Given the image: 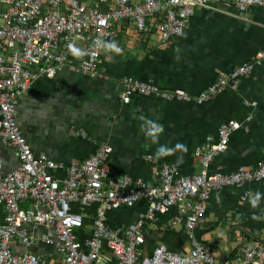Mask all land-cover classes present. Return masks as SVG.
Wrapping results in <instances>:
<instances>
[{
  "label": "built area",
  "instance_id": "1",
  "mask_svg": "<svg viewBox=\"0 0 264 264\" xmlns=\"http://www.w3.org/2000/svg\"><path fill=\"white\" fill-rule=\"evenodd\" d=\"M230 3L240 11L264 9V0H0V144L16 151L18 165L2 173L0 204L5 215L0 225V264H218L213 252L195 239L192 230L204 215L209 198L229 187L264 183V162L255 168L238 167L229 173L209 172L212 160L223 153L232 132L241 124L222 123L214 138L208 136L194 149L200 172L180 176L175 167L162 164L153 183L128 175L112 176L111 147L100 144L87 159L64 165L36 154L17 120L19 99L40 77H53L65 64L91 77L99 70L105 45L123 26L131 28L129 41L156 33L162 43L185 33L189 18L200 9H217ZM84 45L78 63L69 62L74 45ZM264 61L259 51L247 62L197 95L182 89L162 90L148 81L125 76L120 99L133 95L164 101L203 104L227 88L236 89L254 65ZM88 138L83 130L77 133ZM150 158V156H148ZM60 171L62 176L54 174ZM240 199L255 205L244 192ZM146 200L144 212L124 227L109 224L107 213ZM94 208L93 217L86 212ZM176 208L161 230L181 228L189 241L184 253L165 244L146 249L144 229ZM49 248V250H46ZM221 264H264V243L246 240L237 255Z\"/></svg>",
  "mask_w": 264,
  "mask_h": 264
},
{
  "label": "crops",
  "instance_id": "2",
  "mask_svg": "<svg viewBox=\"0 0 264 264\" xmlns=\"http://www.w3.org/2000/svg\"><path fill=\"white\" fill-rule=\"evenodd\" d=\"M130 34L133 30L123 26L115 40L105 45L99 65L105 77H91L65 64L53 77L38 78L19 99L17 124L36 154L69 165L106 144L112 149L108 159L112 176L153 183V172L162 164L175 167L180 176L198 174L201 168L194 149L206 137L215 138L222 123L234 120L241 127L230 135L227 149L212 160L209 172L229 173L264 162V61L254 65L236 89L227 88L203 104L139 95L128 104L120 99L125 76L162 90L182 89L197 95L219 74L252 62L257 52L264 51V9L253 6L240 11L223 3L214 10H196L183 36L166 43L156 33L135 41H129ZM83 48L82 42L75 43L69 62L78 63ZM79 130L88 138L79 136ZM0 165L2 173L18 165L13 148L0 144ZM244 192L255 197V205L240 199ZM146 207V200L118 207L107 213L108 222L124 227ZM94 212L89 209L87 218ZM174 214L176 208L159 216L156 224L146 225L148 252L158 243L174 252L188 250L181 228H158ZM4 215L0 204V225ZM192 233L213 252L218 264L233 260L246 240L264 243V183L249 182L214 193Z\"/></svg>",
  "mask_w": 264,
  "mask_h": 264
},
{
  "label": "clouds",
  "instance_id": "3",
  "mask_svg": "<svg viewBox=\"0 0 264 264\" xmlns=\"http://www.w3.org/2000/svg\"><path fill=\"white\" fill-rule=\"evenodd\" d=\"M161 151L163 152V151H164V149L162 148V149H161Z\"/></svg>",
  "mask_w": 264,
  "mask_h": 264
}]
</instances>
